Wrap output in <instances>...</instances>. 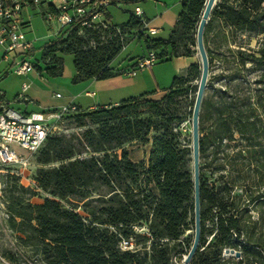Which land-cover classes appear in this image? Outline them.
<instances>
[{
  "label": "trees",
  "instance_id": "16d2710c",
  "mask_svg": "<svg viewBox=\"0 0 264 264\" xmlns=\"http://www.w3.org/2000/svg\"><path fill=\"white\" fill-rule=\"evenodd\" d=\"M110 1L116 5L122 0ZM205 2L182 0L167 39L151 36L134 14L122 26L107 23L106 7L101 19L105 27H63L42 46L41 59L50 64L57 50L72 52L74 81L120 74L110 63L126 44L121 36L125 32L136 33L134 39L154 51L157 59L193 57L188 45L196 44L192 33ZM44 9L55 8L49 3ZM215 20L225 29V42L229 35L264 33V0H216L203 32L209 64L222 45L208 44ZM102 31L120 32L102 40ZM226 50L236 60V71L247 63L264 69V46L252 53ZM46 71L55 75L61 68L58 64ZM187 73L197 76V63L190 64ZM262 79L264 70L256 84L264 83ZM187 83V78L176 76L161 99L144 93L65 115L86 128L80 134L50 135L40 149L38 164H58L39 167L35 173L38 188L50 197L34 204L29 188L13 182L9 190L7 222L18 243L30 248L41 264H173L172 257L184 251V243L189 249L193 235L182 236L187 230L194 234L192 150L176 130L182 120L177 101L186 94ZM239 86L236 82L230 92L225 85L216 101L202 98L200 238L189 264H264V89L255 88L252 101L251 94H238ZM134 141L150 143L147 163L129 158L124 146ZM68 198L76 201L71 207L60 202ZM136 227L146 232H136ZM130 237L137 250H120L121 239ZM223 248L238 251L239 258H223Z\"/></svg>",
  "mask_w": 264,
  "mask_h": 264
},
{
  "label": "rangeland",
  "instance_id": "374dc122",
  "mask_svg": "<svg viewBox=\"0 0 264 264\" xmlns=\"http://www.w3.org/2000/svg\"><path fill=\"white\" fill-rule=\"evenodd\" d=\"M180 1L181 0H122L121 4L108 6L107 9L110 13L108 23L118 26L126 24L135 7L138 6L144 11L145 14L143 17L148 19L149 25L157 30L156 35L153 37L167 39L182 9ZM23 17L29 22L28 27L24 29L25 37L33 46V56L30 58V62L33 66L41 68V74L38 73L35 67H33L30 73L23 76H17L10 70H7L8 73L3 75V72L9 67L13 60L11 59L12 55H9L10 61L2 60L1 56L3 51L0 49V90L5 91L8 100H11L16 94H22L28 96L32 101L44 104L53 102L52 96L55 93H59L62 96L71 95L69 93L71 91H76L81 84V82L73 80L76 74L73 63V53L64 50H57L55 52L54 60L51 61L50 64H46L41 59L42 46L47 41L56 38L55 35L59 31L60 26L56 23H47L38 10L31 7L23 10ZM195 27L196 29L192 34L196 39L198 22ZM221 30L225 29L222 28L219 21L215 20L213 22V29L207 37L210 48H213L220 43H222V45L220 46L218 53H215V59L210 64L208 62V76L203 98H210L213 101H216L225 85H227V87L230 86V92H232L234 84L239 82L240 86L237 88L239 92L238 94L240 96L251 94V100L253 101L255 99V88L264 89V83H261L260 85L256 84L257 78L264 69H257L252 64L247 63L244 68L236 71V60L234 59L233 54L227 52L226 49L240 48L246 53H252L264 46V33H245L235 36L229 35L227 37V42H225L222 38ZM119 32L115 31V33L108 35L104 34L105 31H102V40H109L113 38L115 34H119ZM125 33L121 34L124 43L130 39L132 40L128 41L124 45V48L113 58L111 61V68L119 69L117 67L120 65H127L128 58L130 59L139 56L142 51L146 50L143 42L139 43L137 39H134L136 33H128L127 35H124ZM78 34L81 36L82 31H79ZM66 36L67 35H64V37ZM188 47L194 51L192 58L194 63H197L198 65V75L189 77L187 73L188 68L181 75L188 79V83L186 84V88H188L186 94L177 101L176 107H178L182 120L176 126V130L181 133L180 139L182 144L191 147V115L199 83L201 66L199 55L196 50V44L195 46L188 45ZM181 51L182 49H180V52ZM156 52L159 53V50ZM58 64L61 68L60 73L55 75L47 73L46 68ZM142 75L144 77L140 81H137ZM175 75L176 72L173 62L169 59L159 57L153 66L146 68L143 71H138L136 76L129 77L122 74H114L106 78L95 79L98 81L97 84L101 83L102 85L95 87L94 89L95 91L104 93L107 97H121L122 95H127V88L130 87L134 90L132 93L136 94H128V97H130V95H140L146 92L148 98L158 100L165 95L167 89L171 86ZM23 83H26L29 86L33 83L31 92L25 94L21 92ZM32 93L34 96H32ZM262 94H264V90H262ZM56 125L60 128V131H57L54 134H64L66 136H69L70 134H80L86 128V126H77L74 119H67L65 117L61 118ZM152 136H154V133L149 134V139H151ZM131 145L134 147L138 145V150L143 151L146 147V142L136 141ZM117 152H119V150H117ZM38 153L31 159L26 179H22L15 175H0V191L5 200H7L13 182L32 190L34 195L29 199L31 203H42L45 198L50 197L46 192L38 188L35 181V173L39 167H51L57 166L58 164L55 163L41 166L36 161ZM13 169L14 168H10L8 170ZM60 202L66 207H71L76 201L74 198H68ZM76 211L83 215L81 208H77ZM251 214L255 219L258 217L256 212H251ZM191 235H193V230H187L183 234L182 239ZM183 247L184 251L182 253L175 254L172 257L173 264H181L183 255L188 253L189 249L185 248V243L183 244ZM227 258L230 257L228 256L226 259ZM0 264H41L39 258L33 254L30 248L23 247L18 243L16 234L9 228L7 219H0Z\"/></svg>",
  "mask_w": 264,
  "mask_h": 264
},
{
  "label": "built area",
  "instance_id": "2783aa9c",
  "mask_svg": "<svg viewBox=\"0 0 264 264\" xmlns=\"http://www.w3.org/2000/svg\"><path fill=\"white\" fill-rule=\"evenodd\" d=\"M49 3L54 5V10L44 9ZM110 4V0H59L57 4L54 3V0H0V48L3 51L1 57L8 61L9 54H14L9 69L17 75H24L33 68L30 62V58L33 56V46L31 42L27 41L24 33V29L29 25L28 20L23 17L25 8L37 9L47 23H56L60 29L70 28L75 23L95 28L105 27L101 21L102 12ZM133 14L145 24L143 11L139 7L134 9ZM156 32L157 30L154 28L148 29V33L151 35ZM156 60L155 52L148 51L133 67L119 70V72L125 76H134L138 71L153 66ZM28 86L23 83L22 90H26ZM78 110L76 105L70 103L57 110L22 113L8 106L5 101H0V175H15L26 179L31 159L44 146L48 136L60 131L56 123L65 115ZM10 168L14 169L8 170ZM6 205L7 201L0 191V219H8ZM135 230L140 233L146 232L144 227H136ZM119 248L131 252L137 250L132 237L122 238ZM236 252L238 251L231 248H223L221 256L225 259L228 256L239 258L240 253L237 257ZM185 256L183 255L181 264H185Z\"/></svg>",
  "mask_w": 264,
  "mask_h": 264
},
{
  "label": "crops",
  "instance_id": "0c3cea01",
  "mask_svg": "<svg viewBox=\"0 0 264 264\" xmlns=\"http://www.w3.org/2000/svg\"><path fill=\"white\" fill-rule=\"evenodd\" d=\"M58 2H59V0H54L55 4H57ZM118 4H121V3H117L116 5H118ZM136 7H138V6H136ZM105 11H106L105 13L107 14V17H108V18L105 17V19L107 18L106 22L108 23V19L110 18V13H109L108 9ZM144 14L145 13L143 11V15ZM143 19L145 21L144 26L147 29L154 28V27H151L149 25L148 19H145L144 17H143ZM102 20H104L103 19V13H102ZM156 33L153 35H151V34L150 35L154 36V35H156ZM130 40H132V39H130ZM130 40H128V41H130ZM147 52H148L147 50H144V51H142L141 55L136 56L134 58H130V59L128 58L127 59V61H128L127 65H120L119 67H117L119 69H116V70H122V69H127V68L133 67L140 58L144 57L147 54ZM9 55H12L11 59L13 60L14 54L10 53ZM1 59H2V57H1ZM9 59H10V56H9ZM169 60H171L174 64V68H175V72H176L175 77L181 76L186 71L188 66L190 64L194 63V60L192 57H184V56L170 57ZM8 61H10V60H8ZM10 66H11V64L9 65V67H7V69H5V71L3 72L4 73L3 75H6L8 73V71L10 70L9 69ZM33 67H35L36 70L38 71V73L41 74V68L40 67H36V66H33ZM110 67H111V63H110ZM31 71H32V69L27 73H30ZM26 74H24V75H26ZM15 75H17V74H15ZM136 75H137V73H136ZM136 75H134V76H136ZM17 76H23V75H17ZM129 77H133V76H129ZM143 77H144L143 75L140 76V78L137 81H140ZM73 80H74V78H73ZM77 81L81 82V84L78 86L76 91H73V92L71 91L69 93L71 95L62 96L59 93H55L52 96L53 102H49L46 104L41 103V102H37V101H32V99H30L28 96L22 95V94H16L11 100H8L5 91H2V90H0V94H2V96H0V101H5V103L8 106L18 110L19 112L30 113V112H41V111H45V110H57V109L61 108L62 106L70 104V103L76 105L79 110H91V109L97 108L98 106H107L110 104H118L122 100H125V99L130 98V97L138 96V94H137V95H130V97H128V94H136V93H132L134 90L129 87V88H127L128 89V91L126 92L127 95H122L121 97H112V96L107 97L104 93H102L100 91H95V89H94L95 87H99L102 85L101 83L97 84L98 83L97 80H95V79H81V80H77ZM32 88H33V83L30 86H28V88L24 91L21 88V92H23L24 94L31 92ZM142 90H144V89H142ZM135 92H137V91H135ZM89 93H92V94L90 95ZM57 94H59L60 96L59 97L56 96ZM142 94H144V93H142ZM32 96H34L33 93H32ZM125 96H127V97H125ZM132 143L133 142H129V143L125 144V146H124L126 148V150L128 151L129 158L134 162L143 161V162L147 163V160L149 157V151H150V143L146 144V147L143 149V151L138 150V145L135 147L133 145H131ZM134 149H136V150H134ZM22 179H25V178H22Z\"/></svg>",
  "mask_w": 264,
  "mask_h": 264
},
{
  "label": "water",
  "instance_id": "95a60500",
  "mask_svg": "<svg viewBox=\"0 0 264 264\" xmlns=\"http://www.w3.org/2000/svg\"><path fill=\"white\" fill-rule=\"evenodd\" d=\"M216 0H206L204 10L200 16L196 31V50L200 59L201 72L195 101L191 115V150H192V176H193V207H194V234L192 244L184 258V263L189 264L199 246L200 238V197H199V134L198 116L208 76V56L204 47L203 32L209 21L211 10ZM239 256V252H236Z\"/></svg>",
  "mask_w": 264,
  "mask_h": 264
}]
</instances>
